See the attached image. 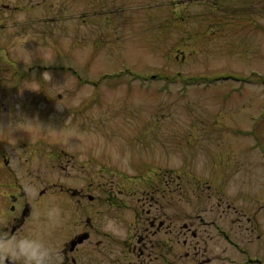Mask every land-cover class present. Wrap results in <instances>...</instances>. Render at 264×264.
I'll return each mask as SVG.
<instances>
[{"label": "rangeland", "instance_id": "374dc122", "mask_svg": "<svg viewBox=\"0 0 264 264\" xmlns=\"http://www.w3.org/2000/svg\"><path fill=\"white\" fill-rule=\"evenodd\" d=\"M263 112L264 0H0V179L47 188L48 234L72 207L53 200L55 184L127 176L142 190L156 177L180 187L201 179L220 197L205 200L204 216L221 217L238 250L209 239L202 256L189 249L186 258L179 241L175 263L264 264V210L254 211L264 205L255 147L264 143ZM234 160L245 174L230 188L236 174L214 162ZM178 194V213L203 203L201 190L189 204Z\"/></svg>", "mask_w": 264, "mask_h": 264}, {"label": "flooded vegetation", "instance_id": "af4514ba", "mask_svg": "<svg viewBox=\"0 0 264 264\" xmlns=\"http://www.w3.org/2000/svg\"><path fill=\"white\" fill-rule=\"evenodd\" d=\"M236 161L238 160H234L231 166L214 162L222 171L227 167L230 174H236V178L230 177V188L232 184L241 181L245 174L244 170L238 173L237 164L233 165ZM241 163L247 164L248 161ZM262 167L264 168V160ZM103 179L104 181L94 183L90 177L83 186L55 184L61 192H56L53 200L69 201L72 207L68 211L64 210L67 213L64 216L57 214L53 234L47 233L42 214L49 196L45 193L47 188L38 190L36 185H24L19 179L12 177L7 178L4 183L0 179V187L5 190L4 194L0 192V240L27 237L43 242L50 249L48 264H178L175 263V244L179 241L182 246L187 247L184 252L186 258L189 249L195 255L202 256L209 239L223 240L237 250V240L232 231L229 232L227 226L219 221L221 217L211 215L213 212L209 210L207 212H210L208 214L211 217L204 216L207 214L204 212L207 208L205 200L212 199L210 197L220 199L219 195L210 191L213 187L211 184L207 183L202 187L206 181L201 186V179L193 181L187 178L180 187L175 178L156 177L144 182L141 190V179L124 176L119 178V183H115V179ZM262 183L264 177L258 182ZM180 188H184L181 195L175 192ZM198 189L203 193V203L200 202L201 199L194 203L193 208L187 205L182 206L179 213L174 210L175 194H178L179 202H183V197H188L185 202L189 204L193 194L200 196ZM115 190L118 192H114ZM238 197L242 201L245 199L244 194H239ZM73 203L78 205L75 207ZM254 209L263 213L264 205ZM77 211H80L83 219L77 217ZM67 217L69 221L65 224ZM193 219H196L195 228ZM199 231L203 234H199ZM195 255L192 256L193 262L197 258ZM213 256V261L222 260L220 253H214ZM197 261L196 264H204L210 260L204 258ZM0 264H23V260L0 256Z\"/></svg>", "mask_w": 264, "mask_h": 264}, {"label": "clouds", "instance_id": "9594fccd", "mask_svg": "<svg viewBox=\"0 0 264 264\" xmlns=\"http://www.w3.org/2000/svg\"><path fill=\"white\" fill-rule=\"evenodd\" d=\"M0 256L22 259L23 264H48L50 249L43 242L27 237L0 240ZM47 258V259H46Z\"/></svg>", "mask_w": 264, "mask_h": 264}]
</instances>
